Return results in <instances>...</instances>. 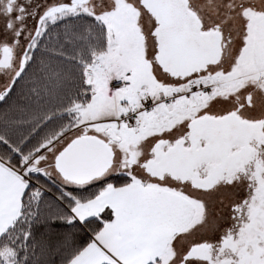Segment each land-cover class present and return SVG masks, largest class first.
I'll return each mask as SVG.
<instances>
[{"label":"snow or ice","instance_id":"1","mask_svg":"<svg viewBox=\"0 0 264 264\" xmlns=\"http://www.w3.org/2000/svg\"><path fill=\"white\" fill-rule=\"evenodd\" d=\"M13 95L0 264H264V0H0Z\"/></svg>","mask_w":264,"mask_h":264},{"label":"trees","instance_id":"2","mask_svg":"<svg viewBox=\"0 0 264 264\" xmlns=\"http://www.w3.org/2000/svg\"><path fill=\"white\" fill-rule=\"evenodd\" d=\"M16 99H17L16 95H13V98L11 100H9L7 104H0V112H3L6 108H8V106L11 105L12 103H14L16 101ZM93 190H95V189H93ZM49 259L52 261H55V264H60L59 256H52Z\"/></svg>","mask_w":264,"mask_h":264}]
</instances>
